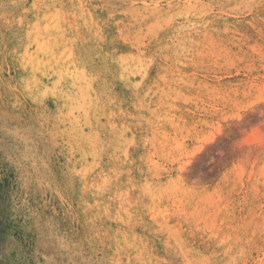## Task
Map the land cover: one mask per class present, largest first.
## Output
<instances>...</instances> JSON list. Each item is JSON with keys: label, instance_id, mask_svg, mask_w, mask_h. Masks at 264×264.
Returning <instances> with one entry per match:
<instances>
[{"label": "rangeland", "instance_id": "374dc122", "mask_svg": "<svg viewBox=\"0 0 264 264\" xmlns=\"http://www.w3.org/2000/svg\"><path fill=\"white\" fill-rule=\"evenodd\" d=\"M0 264H264V0H0Z\"/></svg>", "mask_w": 264, "mask_h": 264}, {"label": "bare ground", "instance_id": "6f19581e", "mask_svg": "<svg viewBox=\"0 0 264 264\" xmlns=\"http://www.w3.org/2000/svg\"><path fill=\"white\" fill-rule=\"evenodd\" d=\"M198 9H199V7H198ZM135 15V14H134ZM164 25V24H163ZM31 229V228H30Z\"/></svg>", "mask_w": 264, "mask_h": 264}]
</instances>
